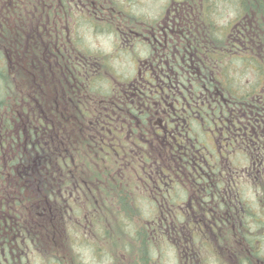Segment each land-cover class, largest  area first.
Wrapping results in <instances>:
<instances>
[{
  "label": "trees",
  "instance_id": "obj_1",
  "mask_svg": "<svg viewBox=\"0 0 264 264\" xmlns=\"http://www.w3.org/2000/svg\"><path fill=\"white\" fill-rule=\"evenodd\" d=\"M168 1L162 9L173 4L177 5L178 13L185 14L187 9V18L184 15L183 19L188 23L177 19L179 28L186 29L182 37L185 41H154L146 46L154 60L156 55L164 54L162 61L168 68L164 65L161 74L149 75L151 84L145 90L125 70L119 74L115 65L122 52L134 53L133 59H137L138 45L124 48L125 30L131 25L152 26L156 22L141 12L139 0H7L3 3L6 21L2 31L9 40L4 42V47L8 49L12 45V56L6 67L8 75L2 74L4 62L2 66L0 111L5 127L15 134V139L24 141L26 133L34 145L37 170L33 171L31 180L42 179V166H48L50 173L57 175L56 168L63 162L67 187L81 182L86 186L95 178L101 183L112 182L115 187H123L126 194L134 181L132 168L138 164L153 167L162 164L161 157H156L158 153L166 154L169 165L170 154L177 152L178 164L185 171L190 168L188 157L192 156L194 173L202 168L201 159L204 166L218 164L216 147L208 143L213 141L211 135L218 133L239 136L229 139L231 143L233 140L242 143L236 148L235 167L251 166L249 155L256 149L253 152L254 157L258 156L256 166L264 170V0ZM29 5L64 9L65 34L76 43L72 46L76 60L62 52L58 56L53 49L47 50L45 42L26 41L30 36L25 16ZM226 10L233 11L235 17L223 24ZM86 32L116 39L113 51L92 50L84 44ZM129 60L126 57L122 63ZM55 89L61 92V111L51 109ZM157 118H163L170 129V119L182 120L176 124L183 131L172 132L174 138L177 133L186 135L176 138L177 147L172 144L171 149L168 138H161L162 144L158 143L156 136L160 131L155 134L154 122H150ZM11 119L18 120L16 133ZM257 142L259 145L254 144ZM73 150L77 151L79 160ZM19 156L25 162V155ZM87 171L91 173L88 180ZM164 183L162 178L160 189ZM258 189V200L264 202L262 178L258 179ZM84 205L82 208L86 209ZM161 205L151 204L140 210L129 206V211L125 210L131 218L136 216L140 221L150 214V219L164 227L170 222V210ZM87 206L88 209L82 210L86 218L94 208ZM102 216L98 217L105 224L102 236L112 234L117 238L119 227L120 236L137 239L127 218L125 226L121 216L115 221L101 220ZM248 217L258 230L264 227V207L258 206L256 213L249 210ZM129 240L123 242L124 253L132 251ZM137 240L146 243L147 254L156 245L151 237ZM256 252L258 261L264 262L260 247ZM113 262L116 264L117 260Z\"/></svg>",
  "mask_w": 264,
  "mask_h": 264
},
{
  "label": "flooded vegetation",
  "instance_id": "obj_2",
  "mask_svg": "<svg viewBox=\"0 0 264 264\" xmlns=\"http://www.w3.org/2000/svg\"><path fill=\"white\" fill-rule=\"evenodd\" d=\"M6 1L0 0V104L2 66L3 62L8 65L12 56V45L8 49L4 47V41L9 40L4 37L2 31L6 21L3 15L6 7L3 3ZM160 11L156 15L157 17L160 14L159 17L153 18L156 22L152 26L131 25L125 30L127 40L124 48L129 49L131 44L139 46L138 52L134 51L137 54L136 61L131 59L134 58V53L119 54L131 57L129 62L134 65L132 70L134 75L131 76L139 81V88L144 90L151 84L147 79L149 75L155 72L161 74L164 65L168 68V65L162 61L165 55L158 54L154 60L146 46L154 41L170 43L185 41L182 37L186 29L179 28L178 21L185 20L188 23L187 19H183L184 15L187 18V9L185 14L178 13L177 5L173 4ZM25 16L28 19L30 32L26 41L45 42L47 50L53 49L58 56L62 52L65 56L76 60L72 48L76 43L66 38L65 13L62 7L29 5ZM112 40L114 49L117 41L113 38ZM123 44L124 42L122 46ZM179 69L182 70L181 67ZM157 119L150 122H154L155 134H158L156 131H160L156 136L158 143L161 145V138L164 140L168 138L170 148L172 149V144L177 147L174 142L176 138L186 135L177 133L174 138L172 132L183 131V128H179L176 124L182 120L170 119L172 124L170 129L163 118ZM17 121L11 119V123L16 128L15 133L19 129ZM4 124L5 118L0 117V264H34L35 258L44 264H51L47 260V251L39 244L40 239L43 242L44 237L47 238V228L50 223L54 225V221L61 219L73 221L74 229H69L68 232L74 236V242L71 240L68 242L70 249L74 250L81 244V234L84 238L97 240L92 228L98 224L94 219L95 215L105 213V207H108L111 214V207L117 203H120L125 211V215H120L122 219L129 216L126 211H129V206L140 210V207L143 209L151 204H164V207L170 210L169 224L165 223L163 227L157 224V220L150 219V214H146L145 220L140 221L137 218L140 226L138 230L131 226V232L137 239L148 240L151 237L155 239L158 247L168 245L176 252L179 251L175 259L180 264L184 262L185 264H220L221 262L222 264H264L263 261H258L256 256L258 247H264V228L258 230L257 225L248 217L249 210L256 213L258 206L264 207V202L258 200V179H264V170L256 166L258 156H253L256 149L253 152L247 150L251 152L248 163L251 166L242 169L240 165L235 167L234 164L238 160L236 148H240L238 146L242 143L236 140L231 143L229 139L239 136L228 133L211 135L214 137L213 141L208 143L216 147L215 151L220 158L218 164L215 162L211 167L204 166V160L201 159L202 168H198V172L195 173L192 156L188 157L187 166L190 165V168L185 171L178 164L177 152L174 155L170 154L169 165H166L168 160L166 154L154 153L156 157H161L162 164L156 167L150 164L146 166L138 164L136 168H132L134 181L125 194L123 187H115L112 182L101 183L95 178L86 186L81 182L73 187L71 185L67 187L63 162L56 168L57 175L50 173L48 166H42V179L31 180L33 171L37 170L34 145L28 140L26 133H24V141L21 142L17 137L15 139V134ZM248 144L253 147L252 144ZM254 144L259 145V142ZM221 153L223 154L220 155ZM19 154L25 155V162ZM188 154L191 152L188 151ZM162 178L166 183L160 189ZM98 197L102 201L101 208H98L97 201L95 204L93 202ZM83 204L86 209H88L87 205L90 207L94 205L92 210L89 208L91 220L86 218V214L82 216V210H86L82 208ZM70 205L72 207L67 208ZM262 220L264 221V217ZM143 243L146 247V243L144 241ZM153 253H146L144 258H136L134 263L142 264L145 257H148L149 264H155V259H151ZM106 257L108 256L105 254ZM76 262L82 264L78 257ZM156 264L164 263L157 260Z\"/></svg>",
  "mask_w": 264,
  "mask_h": 264
},
{
  "label": "rangeland",
  "instance_id": "obj_3",
  "mask_svg": "<svg viewBox=\"0 0 264 264\" xmlns=\"http://www.w3.org/2000/svg\"><path fill=\"white\" fill-rule=\"evenodd\" d=\"M168 0H139L138 5H140V10L144 15H148L149 17H156L157 12L162 10L163 7H165L168 4ZM162 6V8H161ZM161 12V11H160ZM235 13L233 11H225L224 20L222 19L221 23H230L231 20L234 19ZM160 15V14H159ZM159 15L156 17L158 18ZM83 33V31H82ZM83 41L84 44L90 46L92 50H97L102 53H109L113 50V40L111 36L101 35L98 37H95V35L90 34V32H86L83 34ZM7 42V41H4ZM131 58V57H130ZM6 59V58H5ZM133 60V58H131ZM126 60V57H120L118 60H116L115 65L118 70L123 71L125 70L126 73H130L133 70V64L129 61L127 63H122ZM7 65L5 64V68L2 71V74L8 75V72L6 70ZM107 77H110V74L107 73ZM127 77V75H125ZM13 83L15 85L18 84L17 80H13ZM18 87V86H17ZM16 87V89H17ZM60 94L61 92L58 90H53L52 98H53V104L51 109H56L58 111H61L63 108L61 106L60 102ZM47 100V98H45ZM43 106V105H42ZM3 113L0 111V117H2ZM74 157L79 160V157L77 155V151L73 150ZM81 163L78 165L80 166ZM82 171V167H81ZM88 176L86 179H91V173L90 171H87ZM99 197L97 200H93L94 204L97 201L99 204ZM105 213H103V216L101 217V220L106 219H112V221H115L116 218L120 215H125L124 208L120 203H117L115 206L111 207V214L110 210H108V207L105 209ZM110 215H108V214ZM116 216V217H115ZM99 215H95L94 219L100 222ZM88 219H92L91 215L87 217ZM129 222H131V226L135 228V230L139 228L140 222L137 219L136 216L131 218L130 216L126 217ZM126 218L123 219V224L126 226ZM73 220V219H72ZM94 220V221H95ZM62 221V223H61ZM61 221H54V225L57 228H53L52 225H49L48 232H47V238L44 237V241L42 242L41 239L39 241V244L42 245V248L47 251V260L51 264H79L76 262V257H78V260L82 264H114L113 259L117 260L116 264H133L136 262V258H144V255L146 252V247L144 243L139 242L137 239H128V237L120 236L122 233L120 228L117 227V238L113 237L112 234L102 236V234H105V224L103 225L102 222H100V225H102L104 231L101 230V227L99 224H95L93 228V231H95L97 235V240H91L90 237H83V234H81V244L76 246L75 249L71 250L69 246L68 241L74 242V236L70 234L68 231L69 229H74L72 227L73 221H67L65 219H61ZM65 221V222H64ZM70 223V224H69ZM115 225V224H114ZM116 226V225H115ZM63 228V230H62ZM58 233H55V231H59ZM65 230V231H64ZM135 232V231H134ZM71 236V237H69ZM129 240L130 244L132 245V251H128V253H124L122 245L124 241ZM264 252V247H263ZM150 252H154V256L151 257V259H155V264L157 263V260L163 261L164 264H180L176 259V255H178L180 252L175 251V249L171 248L170 246H163L158 247V245H153L152 248H150ZM102 253V254H101ZM197 256L198 252L196 251ZM106 254L108 257L105 258ZM166 259L164 260V258ZM34 264H44L40 260H37L35 258ZM142 264H149L148 257H145V261ZM152 264V263H150ZM182 264H185L182 263ZM222 264V262L220 263Z\"/></svg>",
  "mask_w": 264,
  "mask_h": 264
}]
</instances>
